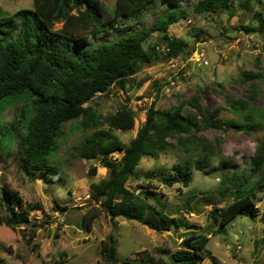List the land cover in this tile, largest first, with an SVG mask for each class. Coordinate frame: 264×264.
I'll list each match as a JSON object with an SVG mask.
<instances>
[{"label":"trees","instance_id":"obj_1","mask_svg":"<svg viewBox=\"0 0 264 264\" xmlns=\"http://www.w3.org/2000/svg\"><path fill=\"white\" fill-rule=\"evenodd\" d=\"M156 1L116 0L114 9L110 10L101 0H34V8L0 16V161L11 155L19 167L34 178L45 182L60 179L62 167L55 155L61 147L65 124L74 120L79 128L94 130L74 148L75 154L88 159L100 157L102 166L109 169L108 178L91 184V197L99 208L113 220L116 217L137 220L162 232L179 226L180 217L149 200L152 193L149 183H142L144 190L135 193L127 182L132 177H141L137 167L144 157L157 158L169 146L184 147L188 151L200 147L204 156L197 159L196 168L206 171L208 158L216 155V147L196 132L205 127L226 130L227 125L219 117L221 108L202 105L197 95L167 109L156 108L153 103L145 123L127 144L113 136L112 130L133 129L136 112L129 104H121L117 111L102 115L90 102L98 93H109L112 86L126 91L133 87V76L159 58V45L151 41L154 32H161L169 55L188 57L195 48L183 38L171 36L168 32L171 24L191 12L208 16L224 11L233 15L235 3L248 9V0H197L186 6L172 3L149 26L135 27L113 40L88 43L90 37L107 33L120 21L143 20L149 9L158 12L152 8ZM253 16L256 25H242V28L264 35L263 12H253ZM56 23L62 26L56 28ZM261 77L264 78L263 71L245 72L243 79H251L246 98L227 96L226 100L234 113L249 114L239 126L248 133L257 126L253 123L256 111H261L264 120V107L250 104L259 98L260 85L256 78ZM16 102L23 103L16 118L9 123L1 121L3 110ZM187 104L197 113L187 111ZM169 137H175L177 144L168 141ZM116 151L123 152L119 162L110 155ZM263 168L264 140H260L248 173L235 170L220 179L219 189L223 195L230 196L231 201L222 209L211 210L210 217L215 224L227 226L240 213L254 217L260 214L257 201L259 193L263 192ZM89 172L95 175L97 167H91ZM143 175L150 181L155 179L153 171ZM192 176V165L176 160L173 169H167L161 179L168 186L177 183L189 186ZM55 201L58 209H66ZM1 205L7 215H0V223L11 228L30 224V210L38 206L37 203L24 204L23 197L8 187L2 189ZM196 237L190 249L182 248L172 254L174 264H200L204 260L209 252V237L205 233ZM104 249L106 261L118 264V244L113 232L107 237ZM137 258L126 257L121 264H168L164 258H157L147 250ZM0 264L7 262L0 257Z\"/></svg>","mask_w":264,"mask_h":264},{"label":"rangeland","instance_id":"obj_2","mask_svg":"<svg viewBox=\"0 0 264 264\" xmlns=\"http://www.w3.org/2000/svg\"><path fill=\"white\" fill-rule=\"evenodd\" d=\"M101 1L108 9H114L116 0ZM195 1L157 0L152 8L158 12L149 9L143 20L120 21L107 33L90 37L88 43L113 40L135 27L149 26L172 3L186 6ZM247 5L248 9L236 2L233 15L224 11L208 16L191 12L171 24L169 34L183 38L195 48L188 57L169 55L161 32H154L151 41L159 45V58L133 76V87L126 91L112 86L109 93H98L90 102L102 115L117 111L121 104H129L136 112L133 129L112 130L113 136L127 144L145 123L153 103L156 108L167 109L197 95L202 105L210 109L221 108L219 117L227 125L226 130L205 127L196 132L207 137L216 147V155L208 158L207 173L196 168L197 159L204 156L200 147L188 151L184 147L169 146L157 158L144 157L137 167L141 177H132L127 182L135 193L142 191V183H149L152 192L149 200L180 217V225L157 232L137 220L123 217L113 220L101 210L91 197V184L108 178L109 169L102 166L100 157L88 159L75 154L74 148L94 130H83L73 120L65 124L61 147L55 155L62 167L60 179L45 182L34 178L21 169L11 155L0 161V215H7L1 205L2 189L7 187L21 195L24 204H38L30 210V224L11 228L0 223V257L7 264H109L104 257V248L111 232L117 238L118 264L126 257L138 259L144 250L174 264L171 256L185 248L184 241L204 233L209 237V252L200 264H264V183L257 201L261 209L258 216L240 213L224 227H219L210 217L213 208L222 209L231 201V197L223 195L219 189L222 176L235 170L248 173L259 141L264 140L261 111L253 115V123L257 126L248 133L239 126L241 121L245 123L244 117L249 114H236L226 103L227 96L246 98L251 79H243L245 72L264 73V35L242 28V25H256L253 12L262 11L264 14V0H248ZM22 8H34V0H0V16ZM61 26L62 23L55 24L56 28ZM256 82L260 85L259 98L250 104L261 108L264 107V78H256ZM22 107L23 103L10 104L3 110L1 121L12 122ZM185 108L197 113L190 104ZM103 127L109 128L108 125ZM168 141L177 144L175 137H169ZM110 155L119 162L123 152ZM176 160L192 165L189 186L180 183L168 186L162 182L163 174L167 169H173ZM94 166L97 172L91 175L89 170ZM152 171L154 180L142 176V173ZM261 174L264 176V168ZM55 200L66 209H58Z\"/></svg>","mask_w":264,"mask_h":264},{"label":"water","instance_id":"obj_3","mask_svg":"<svg viewBox=\"0 0 264 264\" xmlns=\"http://www.w3.org/2000/svg\"><path fill=\"white\" fill-rule=\"evenodd\" d=\"M196 236H191V237H189V238H187L185 241H184V247H185V249H190V247H191V242L192 241H194V240H196Z\"/></svg>","mask_w":264,"mask_h":264}]
</instances>
